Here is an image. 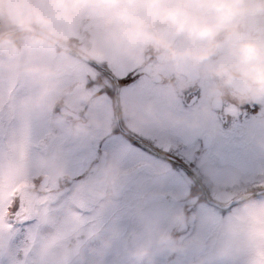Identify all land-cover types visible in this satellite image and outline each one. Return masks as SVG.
Listing matches in <instances>:
<instances>
[{
  "label": "rangeland",
  "instance_id": "rangeland-1",
  "mask_svg": "<svg viewBox=\"0 0 264 264\" xmlns=\"http://www.w3.org/2000/svg\"><path fill=\"white\" fill-rule=\"evenodd\" d=\"M39 62L49 65L56 76L38 107L32 101L41 97L45 85L0 70V171L21 166L26 176L14 192L0 190V264H134L128 256L133 237L169 235L184 205L191 207L186 227L176 237L169 235L171 247L156 251L151 264H194L199 260L204 264H250L246 257L217 259L212 253L228 238L229 226L241 223V206L264 201V193L226 212L199 201L198 188L197 195L190 194V179L183 170L109 137L108 96L97 98L92 88L82 89L85 72L94 74V69L59 51L46 54ZM106 83L103 78L100 86ZM149 90L150 86L144 91ZM89 92L87 97L93 100L85 116L92 127L87 135L74 134L77 120L60 110L75 114L80 97ZM173 94L163 88L152 99ZM21 101L27 103L21 105ZM170 125H162L159 131L168 133ZM207 156L200 155L201 161L185 167L196 173L215 202L233 199L232 194L260 182L259 176L264 180L255 163L246 164L244 168L251 174L241 176L235 166H222ZM183 157L190 159L189 154ZM42 174L48 176L47 192L33 180ZM27 189L34 193L32 203ZM97 192L105 195L98 197ZM41 245L49 248L42 260L37 256Z\"/></svg>",
  "mask_w": 264,
  "mask_h": 264
},
{
  "label": "clouds",
  "instance_id": "clouds-1",
  "mask_svg": "<svg viewBox=\"0 0 264 264\" xmlns=\"http://www.w3.org/2000/svg\"><path fill=\"white\" fill-rule=\"evenodd\" d=\"M58 51L95 61L115 55L136 64L152 57L165 78L207 85L205 122L222 104L264 102V0H0V70L45 85L33 107L56 76L39 61ZM73 131L87 135L90 129L80 121ZM25 181L21 166L0 171L4 192H14ZM27 191L32 203L34 193ZM12 200L16 203L17 196ZM241 215V223L229 226L228 238L212 255L264 264V201L242 205ZM171 243L167 233L134 236L128 256L134 264H151L153 254ZM48 250L41 245L38 258Z\"/></svg>",
  "mask_w": 264,
  "mask_h": 264
},
{
  "label": "flooded vegetation",
  "instance_id": "flooded-vegetation-1",
  "mask_svg": "<svg viewBox=\"0 0 264 264\" xmlns=\"http://www.w3.org/2000/svg\"><path fill=\"white\" fill-rule=\"evenodd\" d=\"M118 57L115 56L111 59L108 57L103 61L91 60L92 63L77 58L87 68L95 70L94 74L85 72L82 89L92 88L97 98L105 93L109 98L111 106L109 137L113 135L119 139L120 143L131 145L153 158L163 160L148 153L135 139L120 131L115 115L117 103L118 118L124 131L158 149L171 159L185 165H196L202 159L200 155H208L207 159H216L222 166L229 168L235 166L239 170L238 175L241 176L251 174L246 170L247 168H244L246 164L255 163L256 166H259L257 168L261 174L264 175V102L236 103L232 101L230 105L222 104L212 110V119L205 122L202 109L207 104L206 84L203 82L186 83L184 80H177L171 76L165 78L164 73L155 68L152 57H148L142 64ZM104 70L111 74L113 79ZM92 75H95V78H92ZM103 78L107 83L105 86H100ZM149 86L150 90L145 92L144 90ZM96 87L98 88L96 89ZM163 88L170 92L172 90L176 94L152 99L156 91ZM116 89H118L117 99ZM87 95H90V92L80 97L79 108L74 115L77 122L83 121L90 128L92 126L88 124L85 112L89 108L88 103L93 98H89ZM154 108L159 110L155 111L156 113H151ZM177 120L180 122L177 123ZM170 123L168 133L164 134L165 132L159 131L162 125L166 126ZM158 131L160 134H157ZM119 142L117 143L119 144ZM172 146L173 148L169 149ZM164 149H168V151ZM169 150H173V153ZM187 154L190 159L183 157ZM192 172L196 175L193 170ZM226 172L227 170H225ZM258 178L261 179L258 183H263V176ZM254 184L257 183L232 195L234 197L245 195L254 189ZM198 195L201 197L200 190ZM247 200L234 205V207L240 206ZM230 209L232 207L228 210ZM180 216L188 220L190 209L185 212L181 211Z\"/></svg>",
  "mask_w": 264,
  "mask_h": 264
},
{
  "label": "water",
  "instance_id": "water-1",
  "mask_svg": "<svg viewBox=\"0 0 264 264\" xmlns=\"http://www.w3.org/2000/svg\"><path fill=\"white\" fill-rule=\"evenodd\" d=\"M70 53L73 54V55H75V56H77L74 52H70ZM77 57H79V56H77ZM79 58H80V57H79ZM84 60H85V59H84ZM86 61L92 63L91 60H86ZM104 71H105V72H106V73H107V74L113 79V76H112L111 74H109L106 70H104ZM117 90H118V89H116V93H115L116 99H117V96H118V94H117ZM115 115H116V119H117V122H118V125H119L120 130H121L123 133H125V131H124V130L121 128V126H120V122H119V118H118V115H119V108H118V104H117V103H116V114H115ZM125 134H127V135H129L130 137L134 138L131 134H129V133H127V132H126ZM134 139L137 140L136 138H134ZM137 141L140 142L141 145H143L144 147H146L147 150H149L151 153L157 155L158 157H163V158H164V155L161 154L158 150L153 149V148L150 147L149 145H147V144H145V143H142V142L139 141V140H137ZM179 165H180V164H179ZM180 166H182V165H180ZM196 182L198 183L199 187L202 189V186L200 185V183H199L198 181H196ZM46 183H47V178L44 177L43 180H42V185L45 186ZM202 191H203V189H202ZM256 194H257V192H256V193H250V194H248L245 198L251 197V196L256 195ZM203 195H204L205 200H206L209 204H211V205H215V206H217V207H219V208H221V209H226V208H228V207L234 205L235 203H238V202L242 201V199H243L242 197H239V198L235 199L234 201L230 202L229 204L221 205V204H218V203H215V202H212L211 200H209V199L206 197L204 191H203Z\"/></svg>",
  "mask_w": 264,
  "mask_h": 264
},
{
  "label": "snow or ice",
  "instance_id": "snow-or-ice-1",
  "mask_svg": "<svg viewBox=\"0 0 264 264\" xmlns=\"http://www.w3.org/2000/svg\"><path fill=\"white\" fill-rule=\"evenodd\" d=\"M11 211L12 212H16L17 211V208H11Z\"/></svg>",
  "mask_w": 264,
  "mask_h": 264
}]
</instances>
